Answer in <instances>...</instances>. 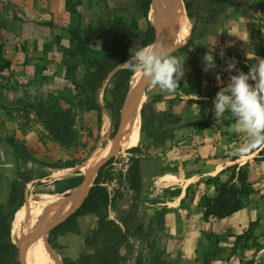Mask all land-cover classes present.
<instances>
[{
  "label": "rangeland",
  "instance_id": "1",
  "mask_svg": "<svg viewBox=\"0 0 264 264\" xmlns=\"http://www.w3.org/2000/svg\"><path fill=\"white\" fill-rule=\"evenodd\" d=\"M122 1L120 5L124 10H118L119 15H114L112 11H116L114 7H106L100 3V11L98 10L97 14L86 16L84 22L91 25V28L89 31L85 29V36L94 38L90 42L91 47L88 51L93 54V58H89L87 54L84 56L78 54L76 58L75 44L70 37L65 42L64 36L62 39L58 38L63 32L55 33V22L49 21L47 24L51 34H48L49 32L43 34L36 29L35 25L18 20L20 15L19 11L14 9L15 7L6 3L0 4V46L3 45L4 48V52L2 51L4 56L1 55L3 58L0 56V212L2 214H7L13 208L10 198L15 183L20 182L24 174L33 178L25 186L23 204L26 205L22 204L16 213L18 223L23 219L25 206L28 212V203L33 196L38 197L40 193L46 192L61 195V199L65 201L68 191L55 192L63 186L62 181L77 175V171H82L81 168L84 166L87 168L93 163L116 133L113 132L111 111L107 106L113 99V80L110 75L102 86L97 88L94 78L97 71L95 64L105 57L112 47L116 48L118 57L130 55V50L137 48L145 39L148 27L143 15L138 11L137 0ZM192 1L197 17H190L191 20L187 18L182 29L184 30L182 39L174 43L182 46L191 44L187 51L178 56L185 59V72L179 81L185 79L189 82L193 81L194 86L199 87L200 84L206 86L204 91L205 96L208 97L205 99L206 105H210V102L213 104V98L220 87L228 83L230 74L224 69L230 60H235L237 69L247 72L258 59L264 58V47H262L264 0H235L232 6L218 8L214 7L213 3L226 4L229 0H209L210 2L205 0L206 3L202 0ZM66 3L67 11L79 12L77 3L71 0H67ZM88 4L93 6V0L86 1V5ZM153 10L152 5L150 16ZM71 15L72 19L61 25L62 29L76 27V24H74L75 27L70 24L73 21L77 23L75 18L78 16ZM218 16L219 18L215 19ZM194 24L196 28L193 40L190 42L189 36ZM114 28L117 29V33H114ZM182 30L176 37H181ZM38 38H42L40 43ZM212 39H215V45L211 51L216 68L204 71L203 57L210 51L208 42ZM221 51L224 53L223 57L220 56ZM253 53L254 57L249 58ZM231 74L236 72L233 71ZM250 83L253 82L250 81ZM147 95L148 90L142 96L140 105L146 102ZM204 109L205 107L200 112ZM99 110L102 112L101 123L98 122ZM140 115L138 114L135 125L131 124L127 138L132 137V144L141 145L142 189L138 194L130 188L126 180L127 170L131 164L130 158L133 155L138 156V153L123 149L113 156V163L108 168L111 180L106 184L111 193L119 188L116 205L120 208V214L123 208L128 209L133 202L138 205L136 221L140 231L138 236L131 239L133 251L128 254L129 258L124 264H136L139 257L142 258L143 264H263L264 251H259L255 247V242L264 243V202L256 210L254 204H248V206L251 204L250 210L256 211V216L246 228H239L238 231L231 229L224 231L222 227L216 230L217 222L221 220L216 218L205 220L203 210L199 206L200 196L205 191L208 194L214 193L213 186H210L213 188L210 193L208 189L201 187L199 183L202 179L212 174L216 175L223 168L222 162L225 158L229 159L236 155L240 157L237 162L244 164L245 160L252 157L244 156L249 150L237 151L247 143L245 142L247 137L236 136L235 140L238 144L231 145L235 148L222 147L219 151L214 150V153L210 151L209 154L205 153L202 156L193 153L190 159L188 154L195 152V145H192L194 148L189 149L188 152L184 151L186 148H158L150 151L152 148L148 146L154 139L147 138L146 133L141 132L144 119L139 118ZM185 115V113L179 114L178 117L182 121L176 122L175 115L171 117L164 114V123L167 122L162 128L164 138L172 141L171 136L176 137L172 132L183 127L188 128L179 131L180 139L188 138L191 133H194V129L198 128L200 123L185 122L183 118ZM219 122L230 124L229 126L233 123L230 118H227V114L221 117ZM203 124L206 123L202 121L201 125ZM229 128L224 127L222 133H228ZM173 143L172 146L175 145ZM169 147H171L170 144ZM172 150L173 152L170 153ZM167 154H169L168 157ZM256 154L260 156L258 152ZM212 156L214 159H210ZM73 164L76 169L71 175L60 179L53 177L56 168ZM51 165H57V167ZM259 166L257 162L250 168L249 178L254 186L264 179V171ZM40 172H46L49 175L38 178ZM188 178L190 180H185ZM188 182L191 186L185 193V197L189 193L188 197L184 201L182 199L180 203L177 201L168 203L175 198L165 186H176V184L184 186ZM202 184L204 186V183ZM256 190L258 194H262L260 189L256 188ZM197 195L199 198L197 210L201 213L203 222L209 223L204 229L195 227V221L194 224L192 223L197 218L195 214H191ZM15 196H18V193ZM166 204L179 205L176 219L172 223L170 213L173 210ZM181 210H186L187 215L184 213L183 217ZM104 212L110 218H117L118 213L112 208ZM95 221L97 222L95 215L87 219L81 218L80 226L77 223L79 231L73 235L74 239L63 242L68 253L64 250L60 254L58 251L61 250V246L56 243L58 246L55 244L57 247L54 248L56 252L54 256L60 258L62 262L65 254L76 257L77 252H72V247L79 250L78 243L82 241L85 244V235L90 232ZM188 221L189 224H187ZM191 228L197 229L191 231ZM28 235L23 228L21 230L23 239ZM237 235L242 237L239 239ZM41 243L46 247L45 241ZM84 246L85 250H94ZM18 248L19 262L22 264L21 261H25L22 246ZM80 251L83 252L84 247ZM48 252V264H56L51 252L49 250ZM214 253H218L217 258L210 256ZM121 254L126 255V250L122 249ZM153 257L157 260L152 261Z\"/></svg>",
  "mask_w": 264,
  "mask_h": 264
},
{
  "label": "trees",
  "instance_id": "2",
  "mask_svg": "<svg viewBox=\"0 0 264 264\" xmlns=\"http://www.w3.org/2000/svg\"><path fill=\"white\" fill-rule=\"evenodd\" d=\"M185 9V24L188 17L196 18V11L194 10V2L192 0H182ZM152 0H137L138 11L143 15V18L147 22V32L145 39L140 42L137 48L148 46L154 43L156 39L155 27L149 20V11L151 8ZM68 6V5H67ZM68 9V7H67ZM134 21V22H133ZM136 23L135 20H132ZM76 24V27L74 26ZM72 27L68 29H62L65 33L68 32L70 40L75 44V54L76 58L78 54L81 56L88 55L89 58H93V54L89 53L90 42L94 38H86L85 29L89 31L91 25L81 23H71ZM116 26V25H115ZM117 28V26H116ZM114 28V33H117V29ZM120 28V27H119ZM125 28V27H124ZM195 24L192 27L190 42L193 40L195 32ZM120 29H123L120 28ZM62 33V32H61ZM184 34L182 30L181 37H176L169 41V46L171 48L178 46L179 44H174L179 42ZM64 33L58 36L62 39ZM101 37V35H100ZM178 40V41H177ZM80 44L82 46H80ZM189 44L177 47L173 50V55L180 56L189 48ZM264 47V43L262 44ZM3 45L0 46V56L4 52ZM4 56V55H3ZM1 56V58H3ZM130 55L125 57H118L116 53V48H111L110 52L107 53L105 57L98 60L95 64L96 74L94 75L95 84L97 88H100L104 81L111 75V80H113L112 96L113 99L107 104L111 111V116L113 120L114 131L118 129L120 121L121 108L124 103L125 97L128 93L130 82L135 81V72L130 71L126 66L121 65L130 58ZM89 65V64H87ZM134 75V77H133ZM160 95H154L149 93V98L142 105H140L141 115L140 118L144 119L141 126V132H145L147 138L154 139L157 142H162L165 140L162 134V128L165 123L160 115L154 110L153 102L157 101ZM173 117L172 112H164L163 114ZM98 122H102V112L99 110ZM126 147H123L124 151L131 153H138V156H131V164L127 170L126 180L132 190L140 193L142 189V176H141V145L132 144V137L126 139ZM260 156L253 157V162H260L264 160V148L259 151ZM238 156H234L232 159L236 160ZM113 163V157L107 162V164L99 170L94 184L91 186L87 196L83 200L82 204L76 209L74 213L65 219L63 222L54 226L49 232L48 241L53 248L58 245L53 241L54 237L65 234L66 232H78V218L88 214H94L97 216V224L87 235H85L84 243L88 248H93V251H88L80 255L78 259H71L68 256L63 257L64 264H124V262L129 258L128 254L133 251L132 238L138 236L140 231V226L137 225V213L138 205L133 202L131 207L128 209L123 208L122 214H120V208L116 205V196L119 193V188H116L113 193L109 190L108 183L111 180L109 176V166ZM104 164V163H103ZM250 165L251 161H247L244 164L234 163L221 169L216 175H211L204 180L202 179L199 184L204 183L205 189L209 186L214 187V193L208 194L206 191L200 196L199 206L203 210V217L205 220H210L211 218L224 219L233 215L234 213L244 209L249 204V198L251 194L257 192L256 187L253 182H251L250 176ZM57 167V165H51ZM75 166L67 165L62 167ZM86 169L84 166L81 168L82 172ZM49 173L40 172L38 178H43L48 176ZM32 176L24 174L20 182H16L14 186V191L10 202L13 203V208L7 213L2 214L0 212V264H20L19 262V247L25 245V238L21 236V230H24L30 234L31 226L29 223L27 215V207L23 211V219L18 223V218L15 217L17 211L22 206L25 199V186L28 182L32 181ZM83 175L81 171H77V175L68 177L62 181L63 186L56 191L65 192L70 188L76 187L81 183ZM191 186L187 187L189 191ZM169 189V192L175 196L180 195L181 189L176 187L174 189ZM18 193V196L15 194ZM188 194L186 197H188ZM194 194L191 195V199ZM185 197V198H186ZM183 198V201L185 200ZM61 202V199H56L50 202L44 210L38 212V217L42 225L50 218ZM81 202V201H80ZM78 202V204L80 203ZM23 205H26L25 203ZM112 208L117 214V218H110L109 215L104 212V210ZM253 223V222H252ZM251 229L253 228V224ZM19 225V226H18ZM250 229V230H251ZM229 234V233H228ZM232 235V234H229ZM240 239L242 236L237 235ZM23 239V240H22ZM57 246H56V245ZM18 245V246H17ZM255 247L259 250L264 247L262 242L256 241ZM126 250V255L121 254V250ZM23 251L24 262L27 264H48L49 252L48 249L41 243L40 240L34 241L29 248H25ZM27 253V254H26ZM218 253L210 255L211 257L217 258ZM156 257L152 258V261H156ZM136 264H143L142 258H138Z\"/></svg>",
  "mask_w": 264,
  "mask_h": 264
},
{
  "label": "crops",
  "instance_id": "3",
  "mask_svg": "<svg viewBox=\"0 0 264 264\" xmlns=\"http://www.w3.org/2000/svg\"><path fill=\"white\" fill-rule=\"evenodd\" d=\"M74 1L75 3H77V9L79 12L76 13H70V11H67V7H66V2L67 0H0V4L6 3L7 5H11L13 7H15L14 9H17L19 12V17L20 19L18 20H24L23 22H25L26 24H33L36 26V29L40 30L43 34H51V30L49 28V26L47 25L49 23V21H53L55 22V33H58L59 31H62L64 33V42L67 41L69 39V35L68 32H64L61 28L62 24H65V21H69V19H72V15H77L78 17L75 18V21H77V23H81L83 26L85 25L86 22H84L85 18H87L86 16H89V14L95 15L97 14V11H100V3L105 5L106 7L109 6L110 8L114 7V9H116V11L112 10L114 15L116 14H120L119 12H117L118 10L123 11V7L120 5V1L122 0H93L94 5L91 6L90 4L86 5V1L90 2V0H71ZM205 2V0H202V2ZM208 2H210L209 0H207ZM235 0H229L226 4L225 3H213V6L218 8L221 6H226L228 7V5H231L234 3ZM96 2V4H95ZM116 2V3H115ZM119 2V3H118ZM123 2V1H122ZM113 3V4H112ZM119 5H118V4ZM112 5V6H111ZM91 6V7H90ZM203 6V4H202ZM245 6V4H244ZM198 8H199V4H198ZM234 8V7H232ZM71 17V18H70ZM23 18V19H21ZM218 17H216L215 19H218ZM189 20H191L190 17H188ZM214 19V20H215ZM228 19V18H227ZM224 23H226V21H224ZM40 39L42 38H38V42L40 43ZM193 82V81H192ZM192 82L186 81L185 79L182 81H178V87L173 91V92H164L161 91L158 87L154 88L153 86H149L148 87V95H147V99L149 98V93L150 94H154V95H160V98L153 102V107L154 110L157 112L158 115H160V118H164V112H172L175 116H176V122L178 121H182L181 118L178 117L179 114L185 113L186 115L183 117L184 121L187 123H191L193 121H195L194 123L199 124L198 128L194 129V133H191V136L188 138H183L180 139V132L183 129H187L188 127H183V129L181 128L180 130H175L174 132H172L174 135H176V137L171 136L172 137V141H169L171 139H167L165 138L164 141L162 142H157V141H153L151 142V144L148 146V148H152L150 151L156 150L158 148H186V152L189 151V149H193L194 147L192 145H195V152H192L191 154L189 153L188 155H190L188 158L190 159L191 157H193V153H196L195 155L198 156H202L205 153H208L210 151H212L211 153H214L215 151H219L220 148L222 147H228V148H235L234 146L237 145V141L235 140L236 136H241L238 135L235 132H228L223 134L222 131H224V127H230L228 124H223L222 122H219V119H215L213 114H212V108H213V104L212 102H210V105H206V100L208 99L207 96H205L204 91H205V87L204 85H201L199 87L194 86L192 84ZM196 82V81H194ZM147 101V100H146ZM204 109L203 112H200L201 109ZM184 110V111H183ZM200 113H199V112ZM178 117V118H177ZM175 118V117H174ZM209 118V119H208ZM204 122L206 124L201 125V122ZM209 123V125H207ZM167 124V122L165 121V125ZM209 126V127H208ZM231 136V139H230ZM174 137V138H173ZM243 140H246V138H242ZM175 141V143H173ZM197 142V143H196ZM242 142V141H241ZM240 142V143H241ZM247 142V141H245ZM171 145V147H169V144ZM172 143L175 144L174 146H172ZM231 145H234L231 147ZM237 147V146H236ZM259 148H264V147H256L254 149H250L249 152L246 154H244L245 157H249L252 156L251 158L245 160V162L247 161H251V165L250 167H253L257 162H253V157H255L257 154V152L259 153ZM173 152L170 151V153ZM185 155V154H183ZM169 156V154H167V157ZM236 156V155H235ZM258 156V155H257ZM234 156L228 158H225L222 162L223 168L226 166H229L231 164L234 163H238L237 161L239 160V156L236 160H233ZM188 159V160H189ZM210 159H214V157L212 156V158ZM244 162V163H245ZM221 163V162H220ZM258 164L260 165L259 167L262 168V170L264 171V160H261L260 162H258ZM222 168V169H223ZM263 173V172H262ZM205 174V173H204ZM166 175V174H165ZM213 175V174H212ZM201 176V175H200ZM173 179V178H172ZM171 179V180H172ZM185 180H190V178L185 179ZM190 182H188L187 184H185L184 186H180V184H176V186H165L166 188H171L174 189L176 187H179L181 189L180 191V195H175L174 198L175 200L173 201H169L168 203H174V201H177L178 203L181 202V200L183 198H185V193L187 190V187L190 185ZM107 184V183H105ZM201 187H203V189H205V187L203 186V184H201ZM255 187L257 189H260V192L262 194H258V192H255L253 194H251L250 198H249V203L254 204V209L256 210L257 207H261L260 205L264 202V179L261 180L260 183L255 184ZM208 192L210 193V191H213V188L210 186L207 187ZM198 195L196 196V200L194 201V204L192 205L191 208V214H195L197 216L196 220H193L192 223L194 224V221L196 222L195 227L197 228H205L208 226L205 225H209V223L203 222L204 220L201 218V213L198 212L197 210V205H198V199L197 198ZM258 200H256V199ZM176 203V202H175ZM250 204V205H251ZM167 207H170L171 210H173L170 213V222H174V219H176V212L179 209V205L176 206V204H173V206H171L170 204H166ZM250 205L247 207H245L244 209H241L240 211L234 213L233 215L226 217L224 219H221V221H218L217 223V227L215 228L216 230L218 228H223L224 231L227 229H231L232 231H238V229H242L243 227H247L248 223L253 219V217L256 216V211L255 210H250ZM252 207V206H251ZM258 211H260V208H258ZM182 216L184 217V215H187V211L185 210H181ZM185 213V214H184ZM254 213V214H253ZM89 216H93L94 214H88V215H84L78 218V224L80 226V219L84 218L87 219V217ZM96 216V215H95ZM96 220V219H95ZM85 221V220H84ZM88 222V221H87ZM96 221H95V225H93L91 227V229L89 231H91L93 228H95L96 226ZM86 223H84L85 225ZM187 224H189V221L187 222ZM197 228H191V231L196 230ZM198 232V231H197ZM77 234V232H66L65 234L59 235L58 237H54L53 241L57 244H59L60 247V251H58L60 254H62L61 252H64V250L66 251V247L64 245V240H69V239H74L73 235ZM62 239H60V238ZM79 250L78 248H73L72 247V252L76 251L77 255L75 256H71V255H66L70 257L71 259H78L80 257L81 254L88 252L89 250H85V244H83L82 241H80L79 243ZM264 244V243H263ZM84 247V251L81 252V248ZM264 251V247L260 248L259 251ZM70 251V250H69ZM262 251V252H263ZM66 253H68L66 251ZM63 255V257H65ZM264 264V261H263Z\"/></svg>",
  "mask_w": 264,
  "mask_h": 264
},
{
  "label": "clouds",
  "instance_id": "4",
  "mask_svg": "<svg viewBox=\"0 0 264 264\" xmlns=\"http://www.w3.org/2000/svg\"><path fill=\"white\" fill-rule=\"evenodd\" d=\"M214 45L215 39L208 42L210 51L203 57L204 71L216 68L211 51ZM130 51V59L123 63L130 71L141 74L148 84L161 91L170 93L178 87L185 72V59L173 55L171 47L161 43ZM220 56H224L223 51ZM224 70L229 72V80L213 98L214 118L227 114L233 121L228 131L247 137V143L238 152L264 147V58L258 59L247 72L237 69L235 60H230ZM233 71L236 74H231Z\"/></svg>",
  "mask_w": 264,
  "mask_h": 264
},
{
  "label": "bare ground",
  "instance_id": "5",
  "mask_svg": "<svg viewBox=\"0 0 264 264\" xmlns=\"http://www.w3.org/2000/svg\"><path fill=\"white\" fill-rule=\"evenodd\" d=\"M158 2L160 3L162 7V10H163L162 14L160 13L161 7L158 6ZM152 5L154 6V10L151 16L149 13V18H150L149 20L152 24H156V22L160 18H162V15L164 16V19L168 24V32H169V35H168L169 37H168L166 45L169 46V41L177 36V34L183 29L184 24H185V13L186 12L184 9L183 2L182 0H167V1L166 0H154ZM190 37H191V34L189 36V40H190ZM151 45H155V44H151ZM179 46L180 45L176 47H179ZM141 77H142L141 74H138L135 72V81L132 83L135 84L136 80ZM144 94L145 92L142 93L138 101H136L134 104H131L129 106L130 109L127 115L126 116L124 115L123 124L117 136L115 135L118 130H116L114 137L112 138L108 146L99 155V157L93 163H91L86 168V170L83 172L84 174H90L86 183H84L82 186L68 189L67 190L68 193L65 195V201L61 202V204L59 205L55 213L50 218H48V220L43 225L38 217V212L41 210H44L50 202H53L56 199H61L60 197L61 195L43 192V193H40L38 197L33 196L29 200L27 215H28L29 223H30V226L33 232L30 233L28 236H26L24 241H27V239L30 236L36 234L38 237L34 241H36L37 239L38 240L40 239L41 241H45L46 248L51 252L56 264H64V262H62L60 258H57L56 256H54L56 252L48 241V232H49L50 227H52L54 224L58 223L59 221L63 220L65 217L69 216L73 212L75 207H77L78 205L82 203L83 199L87 195L88 189L91 185V182L93 180V177L96 171L102 166L103 163H105L109 159V157L112 154H113L112 156H114L125 145L127 134H130L128 133V131L137 122L138 114L140 115L141 108H139V106H140V101L142 99V96ZM56 169H57L56 172L53 173V177H55L56 179H60L62 177L71 175V173L74 172L76 168L74 166H68V167H58ZM55 192H58V191H55ZM78 202L80 203L78 204ZM23 247H25V245ZM23 251L25 250L23 249ZM25 264H27V262Z\"/></svg>",
  "mask_w": 264,
  "mask_h": 264
},
{
  "label": "water",
  "instance_id": "6",
  "mask_svg": "<svg viewBox=\"0 0 264 264\" xmlns=\"http://www.w3.org/2000/svg\"><path fill=\"white\" fill-rule=\"evenodd\" d=\"M153 2H154V0H152V3H153ZM152 3H151V5H152ZM158 6L161 7V5H160L159 2H158ZM150 10H151V9H150ZM149 13H150V11H149ZM160 13H161V14L163 13L162 7H161V10H160ZM149 19H150V18H149ZM152 25L155 27V33H156V39H155V41H154L153 44L157 45V44H161V43H163V44L166 45L167 40H168V37H169V36H168V35H169V32H168V24H167V22L165 21L164 16L162 15V18H160V19L156 22V24H152ZM192 27H193V26H192ZM183 46H184V45H183ZM179 47H180V46H179ZM176 48H177V47H174V48H172V49L174 50V49H176ZM149 86H150V84H148V83L145 81V79H144L143 77L137 79L135 84L132 83V79H131L128 93H127V95H126V97H125L124 103H123L122 108H121L120 121H119V126H118V129H117L118 131H117V133H116L115 136H117V134H118V133L120 132V130H121V127H122V124H123V120H124V115L126 116L127 113H128V111H129V109H130L129 106H130L131 104H134L136 101H138V100L140 99L142 93H144V92L146 93V90H148V87H149ZM112 155H113V154H112ZM112 155L110 156L111 158L113 157ZM110 157H109V159H108L104 164H102V166L96 171V173H95V175H94V177H93V180H92V182H91V185H90V187H89V189H88V192H89L91 186L94 184V180H95V178H96V176H97L99 170L102 169V168L107 164V162L111 159ZM81 174L83 175V179H82L81 183H80L79 185H77L76 187H78V186H82L84 183H86L87 179H88L89 176H90V174H84L82 171H81ZM73 188H75V187H73ZM88 192H87V194H88ZM86 196H87V195H86ZM84 199H85V198H84ZM84 199H83V200H84ZM82 202H83V201H82ZM81 204H82V203H81ZM81 204H80V205H81ZM80 205H78L77 207H75V209L73 210L72 213H74V212L76 211V209H77ZM69 216H70V215H69ZM69 216L65 217L63 220L59 221L58 223H56V224H54L52 227H50L49 232H50V230H51L54 226H56V225H58L59 223L63 222V221H64L65 219H67ZM49 232H48V233H49ZM37 237H38V236H37L36 234L30 236V237L27 239V241H25V247L29 248V246L33 243V241H34ZM25 247L22 246V249H21V250L25 249ZM21 250H20V256H21ZM20 260H21V259H20ZM21 263L24 264L23 261H21Z\"/></svg>",
  "mask_w": 264,
  "mask_h": 264
}]
</instances>
